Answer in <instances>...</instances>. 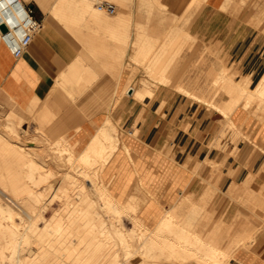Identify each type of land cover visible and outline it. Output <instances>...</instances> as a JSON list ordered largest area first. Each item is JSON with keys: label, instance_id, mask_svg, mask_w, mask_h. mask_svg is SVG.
I'll return each mask as SVG.
<instances>
[{"label": "crops", "instance_id": "1", "mask_svg": "<svg viewBox=\"0 0 264 264\" xmlns=\"http://www.w3.org/2000/svg\"><path fill=\"white\" fill-rule=\"evenodd\" d=\"M23 1L33 7V14L41 21V27L33 34L28 46L17 56L13 54L9 44L2 37L0 39V93L11 97L20 107H26V104H29L28 101L32 100L29 96L32 94L36 96H33V99L34 97L46 99L56 81L61 83L66 78L68 71L72 68L71 62L75 59L80 48L78 40L68 29L83 27L84 25L77 24L76 21L81 16L84 17L85 11L92 13L94 11L92 6H95L99 0H71L69 5H63L64 7H61L63 11L79 12L76 13L77 18L70 21V25L63 22L64 19H61L59 14L54 15L55 13H52L50 7L53 5V0H48L47 10L45 8L43 10L40 2H36L37 0ZM121 1L123 2V9L119 19H117L118 16L115 18L103 17L102 19L88 17L96 23L97 27L102 29L103 34L106 32L108 36L114 35L116 37L115 29H118L119 38L121 34L125 36L126 31L123 29L126 26L123 19L124 13L126 16V12H136L137 9L135 0L132 3H126V0ZM224 1L204 0L201 6L193 3L188 13L182 14L181 17L187 20V15H192L189 32L196 35L198 39L204 41L211 39V41L219 42L224 52L229 55L230 65L237 69L240 74L247 76L250 85H254L255 81L264 74V14L263 19L261 17L255 18L256 12L264 13V0H260L257 5H254L252 0H248L242 5L238 3L239 0H232L228 10L222 9L220 6ZM65 7L69 9L65 10ZM57 11L59 10L57 9ZM60 11L62 10L60 9ZM115 14L114 12L108 16ZM93 15L94 17L98 16ZM143 22V19L138 22L136 20L135 28L140 26L143 28L154 27L147 22L143 24ZM174 25L175 23L170 24V22L168 24L169 27ZM96 26L87 25V27ZM159 28L165 29L164 27ZM147 32L145 33L144 30L143 33L149 34ZM102 37L98 40L99 46H94V50L112 51V46L106 45V43L110 44L111 41ZM133 37L132 34L131 39ZM119 42L121 43V40ZM116 49L120 53L121 50L126 52L122 45ZM113 57L115 58L113 60L115 65L116 55ZM99 58L103 60L102 56ZM120 59L118 60L119 65H121ZM87 66L88 64L83 65V70L74 80L77 88H83L82 91L85 93L90 90L85 85L88 83L92 85L91 73L86 68ZM97 69L99 72L93 70L92 74L108 75L105 70ZM168 69L167 76L172 84L162 85L160 88L153 87L154 95L148 100L133 99L132 93H127L129 87H132L134 91L133 86L125 84L127 77L132 76L131 71H120L117 74L114 79L120 80L118 91L122 94L126 91L128 96L124 101L128 107V112L122 116V126L113 121L105 110L89 117L77 114L75 116L61 114L57 115L55 119L64 127L65 134L74 144L76 151L82 149L91 135L99 131L101 126L108 125V129L112 125L117 127L122 141L129 151L125 153L126 148L123 143H120L108 161L99 165L101 177L107 183L111 193L120 201H127L133 185L140 180L141 185L149 192V196L139 209V214L151 225H154L165 213L160 202L174 204L179 199H183V204L190 205L194 203L191 197L202 196L206 192L204 188H206L208 181L201 179V177H207L213 170L212 163H215V169L220 174L215 181L216 191L214 200L211 202L216 208L214 220L219 224L222 222V204L227 201L224 198V192L231 183H240L245 178L254 176L253 182L249 184L248 188L254 190L258 187H264V121H260L238 106L231 113V117L237 124L243 125L250 132V138L241 139L238 142V151L235 155L224 152L223 149L212 145L211 130L214 126L212 120L219 119V117H213L219 110L206 108L198 103L200 100L194 99L192 95L188 94L197 95L218 105L219 103L216 101L197 94L198 89L203 92L216 91V88L211 87L213 78L210 80V85L206 82L205 85L201 82L183 84L177 76L169 75ZM262 69L263 72L260 74L259 71ZM139 74L136 73L135 75ZM196 80L189 81L196 82ZM178 87L183 90L178 89ZM103 90L106 91V94L103 91L102 98L99 96L97 100L93 98L92 100L82 96L79 101L87 104L94 101L100 103L106 98L110 109H115L121 103V99H117L116 95L114 99L111 98V88L107 87ZM114 90L116 91V89ZM71 91L73 92V90ZM223 91L225 92V90ZM64 93L62 90L57 92L56 101L64 102L66 109L76 108L75 104L71 103L75 107L69 104L70 102ZM211 107L214 108L213 105ZM160 108L162 109L161 112L159 111ZM143 109L145 110L139 115ZM104 120L105 122L100 124ZM77 123L80 126L75 129L74 125ZM134 123H137L139 128V133L136 135L127 129ZM124 127L126 130L123 132ZM90 183L87 186L90 187ZM186 196L190 197V201L184 200ZM204 201L207 202V200ZM234 210L235 207L232 205L230 208L231 217ZM227 230L233 235L239 231L252 233L256 239L253 250L264 257V232L262 233L263 237L257 239V228H254L245 219H239L238 222L233 220L232 225ZM235 255L236 261L241 264H264V260L255 254L240 253L237 250Z\"/></svg>", "mask_w": 264, "mask_h": 264}, {"label": "bare ground", "instance_id": "2", "mask_svg": "<svg viewBox=\"0 0 264 264\" xmlns=\"http://www.w3.org/2000/svg\"><path fill=\"white\" fill-rule=\"evenodd\" d=\"M22 1L0 0V18L8 23L12 19L19 20L21 11L18 9V5H21ZM38 1L42 5L43 10L48 8V0H37L36 2ZM70 1L53 0V5L50 7V10L53 11L50 12L55 13L54 15L59 14L62 17L60 18L64 19L63 22L69 25L71 24L70 21L77 18L76 13L69 12L68 7L70 6L65 7V10L68 11H63L61 7H64ZM197 2L199 0H191L190 4ZM190 4L188 3V8L191 7ZM220 6L222 9H227L228 7L225 2L222 5L220 4ZM93 14L94 12L90 13L89 16L92 17L94 16ZM119 15L117 19L120 18ZM94 18L102 19L103 17L95 16ZM175 27L177 28L178 26ZM178 29L170 31V35H167L168 39L169 37L173 39L178 34L180 36L181 32V38L183 36L182 39H184V33L187 30L180 26ZM137 32L140 34L141 29ZM174 32L177 34L176 36ZM145 33L143 35L147 39ZM172 33L174 34L171 35ZM186 33H188L186 35L189 38L193 36L188 31ZM187 36L185 37L187 38ZM1 37L2 34L0 32V39ZM137 38L139 37L135 39L137 40ZM140 38L137 41H133V53L131 52L129 57L131 59L127 64L135 62L140 66L146 67L148 70L147 76L155 79L154 81L157 82L156 87L158 88L162 85L172 84V81L167 76V69L173 58L172 56L176 51H179L183 40L181 41L180 37H176V40L173 39L174 45L169 44L173 50H169V46L163 45L162 50L164 53L152 56L149 55V52L154 47L151 45L153 41H151L149 36L147 40L142 39L144 37ZM171 38L169 41L172 40ZM175 41L181 42H176L175 44ZM170 53L173 55L170 56ZM224 70L218 77H213V84L220 83L219 77L221 78L224 74ZM147 79L141 78L138 86L128 84L134 87V91L132 87H129L127 93H132L131 97L137 100L148 98L152 88L148 85ZM116 82L114 89L118 91L120 80L116 79ZM129 82L130 77H127L125 84L127 85ZM222 82L221 86L227 93V97L223 100V105H216L197 95L188 94L192 95L194 99L203 100L205 103L213 105L223 116L230 117L231 123H234L231 113L238 107L240 97L235 87L229 83L230 81L222 80ZM56 84H58L57 81L46 99L38 100L39 97L35 98L36 96L32 94L29 96L32 100L28 101L29 104H26L27 110H33V117H35L39 126L50 133H54L57 127L52 120L55 117L54 115H56L55 113L75 116L76 114L79 115V112L75 110L76 108L85 107V104H75L77 107L74 110L70 109V111L69 108L66 109L67 107H64V102H57L55 95L62 88L60 87L61 89H59ZM256 85V90L259 92L258 95L262 96L264 94V80L258 81ZM114 89L113 91H115ZM178 89L183 90L180 87ZM74 93H70L69 97H77ZM120 94L119 96L117 95L118 99H122L123 94ZM83 95H86L84 91ZM33 96H35L34 99ZM251 98V96L247 95L244 99L245 101H242L243 104L248 105L246 102L248 103ZM71 106L73 107L74 105L71 104ZM66 116L63 117L67 118ZM17 122L24 123L20 120H17ZM67 122L69 121L67 120ZM1 125L2 127L7 126L9 129H12L13 126H10L9 123L3 125L0 122V264H99L96 260L102 256L107 257V264H121L122 260L128 261L137 256L141 257L140 262L138 260L134 264H144L145 260H155L154 258H157L161 264H225L224 262L228 256L236 258L235 253L237 250L244 253V249L248 247L249 239H254L252 233H245V231H239L235 235L231 234L227 230L232 225L230 221L229 224L223 221L226 224L225 226L222 225L225 227L223 230L215 226L216 228H212L202 235V230L210 219L209 214L204 212V206L195 203L190 205L183 204V199H179L171 207H167L160 202L164 207L165 213L163 212V216H160L161 219L150 226L139 214V209L149 196V192L141 185L140 180L132 187L127 201H120L114 197L107 183L102 179L99 168L93 170L91 175L92 185L90 187L84 183L79 184L78 187L82 190L73 192L74 185L58 184L59 178L54 170L50 166L43 167V161L46 159L44 157L45 154L36 152V144L29 142L30 140L24 141L18 132L12 136V134L8 133L7 128L1 129ZM107 126H101L99 131L91 135L89 141L83 146L84 148L95 149L94 156L88 153L89 150L84 153L81 152L82 154H77L80 156L77 161L75 156L68 155V162L73 167H75L74 161L82 165L80 170L83 174H87L89 167L95 163H106L117 146L123 143L117 129L113 125L110 126V129ZM13 132H15V129ZM60 138L65 143L64 149L74 148V144L69 142L65 133ZM124 146L127 149H125L126 153L129 150L126 145ZM97 156L101 157V159H98ZM65 157L62 152L54 154V158L57 161L63 162ZM102 160L105 162H102ZM14 163L17 164L14 165ZM8 189L11 195L8 193ZM4 197H7L8 201L3 200ZM45 197L47 198L46 202H42V205L40 203L37 204V201L40 200L41 202ZM184 200L190 201V197H184ZM55 202L58 203L56 208L54 206ZM10 203L21 207L22 212L24 211L26 214V219L24 220L28 219L27 223H25L26 221L21 223L15 220ZM48 211H51L49 216H47ZM124 216L127 219L128 217L131 218L133 221V228L137 230L135 233L131 234L125 230L122 222V217ZM39 218L44 219L42 225L37 222ZM110 239L113 241L111 245H116L112 251H110L111 246H108ZM73 241L78 244L76 254L72 256L76 263H73L71 259L56 256L55 253H58L61 247L69 250V245ZM224 241L226 242V245L224 244L225 247L222 246ZM28 244L30 246H27ZM23 248H26L28 256L21 255ZM90 258H94V263L89 262Z\"/></svg>", "mask_w": 264, "mask_h": 264}, {"label": "rangeland", "instance_id": "3", "mask_svg": "<svg viewBox=\"0 0 264 264\" xmlns=\"http://www.w3.org/2000/svg\"><path fill=\"white\" fill-rule=\"evenodd\" d=\"M110 1L114 2L116 5V11H115L116 14L114 16H108L110 13H105V11L103 12V10L100 11L99 9L96 8V6H92L90 3V5L92 6L94 10L93 11L94 14L100 17L115 18L120 13H122V9H123L122 3L123 2L121 0H110ZM126 1H127L126 3L134 2V0H126ZM135 1H136V9H137L136 12H132V11L126 12L127 13L126 16L124 13L123 19L126 22V26L123 29H125L126 31L125 36L121 34V37L119 38L118 29H115L117 33L116 37H114V35L108 36L106 32H104L103 34L102 29L97 27L96 23L92 19H90V18H94V16L88 18L90 11H85L84 17L81 16L76 21L77 24L84 25L83 27L80 26V27L68 29L73 33L75 39L78 40L79 42L78 46L80 48H79V52L77 53L75 59L71 62L72 68L68 71L66 78L63 79L61 83L57 82L58 84H56V86H58L59 89L62 88L61 90L64 91L66 95L68 94L67 95L68 102L73 103V104H78V105L85 104V107L82 108L80 106L78 108L79 110L77 108L72 109V110L75 109L76 111H78L79 115L89 117V116H92L93 114H97L98 112L105 110L106 113H109V116L113 119V121L118 122L119 125L122 126V116L126 115L128 112V107L124 103V101L128 97L126 91L123 92L121 103L115 109L113 108L110 109V105L109 106L107 105L106 98L104 101H101L100 103H98L97 101H94V102H88L87 104L86 102L79 101V99L82 97L83 89L77 88L78 86L75 84L74 80L75 78H77L79 72L83 70L82 68L84 64L85 65L88 64L86 68L91 73L90 79H91L92 85L91 83H88L87 85H85L87 88H90V90L86 92L85 96L83 95V98L88 97L90 99L93 98L95 100H97L99 96L100 98H102L101 94L103 93V91H105L103 89H106L107 87L111 88L110 96L112 99H114L115 95L116 96L121 95L119 91H113V88L117 84L114 78L117 76V74L120 71L122 72V71L128 70L132 72V76H130V82L127 83V85L134 84L138 86L141 78H146V79L148 78L147 79L148 85H150L152 88L148 98L144 99V100H148L154 95L153 87L157 86V82L154 81L155 79H153V77L147 76L148 70L146 67L140 66L135 62H131L130 64H127V62L131 59L129 58L131 52L133 53V41L136 40L135 39L136 37H139V38L144 37L142 39H145V36L142 34V31L144 30L148 31L149 34H146L147 35L146 37L147 39H148V36L151 38V41L153 42H151L152 44L151 43L150 44L154 46L153 49L149 52V55H152V56L154 54L160 55L164 53V51L162 50L163 45H166L167 47L169 46V50H170L172 49L171 48L172 46L169 44L171 43L172 45H174L173 39L176 40V37L181 38L182 32L180 36L179 34L178 36H176L177 34L174 32L176 37L173 39L169 37V39L170 38L172 39L171 41H169L168 36L170 35L169 33L170 31L172 32V30L175 31L176 29L179 30L178 27L180 26V27H184L189 32V27L191 23L190 17L192 15H187V20H184L181 17V15L188 13V10L190 8V7L188 8V3L190 4L191 0H135ZM203 1L204 0H199V2H197L196 4H199L198 6H201ZM247 1L248 0H239L238 3L242 5L246 3ZM224 2H225V5L228 6L227 9L225 10H228L230 8L229 5L232 3V0H225ZM259 2L260 0H252V3L254 5L259 4ZM76 13H79V12H76ZM162 14H165L166 16L165 15L162 16ZM263 14H264L263 12H256L255 18L259 19L261 17V19H263ZM141 19L144 20L143 24H146L147 22V24L152 25L154 27L144 28V29L143 27L135 28L136 20L138 22ZM169 22L170 24L175 23V25L172 27H169L168 26ZM87 25L88 26L95 25L96 27H87ZM162 26L165 29L159 28V27L163 28ZM175 26H178V27L176 28ZM139 28L141 29L140 34L139 32H137V31H140ZM161 31H163L164 33H162ZM178 32L180 33V31ZM186 32L185 33L183 32L185 36H187L186 34H188ZM174 33H172L171 35H173ZM132 34L134 35V37L131 39ZM102 35L104 36L102 37ZM192 35L193 36L190 38L189 36H187V38L184 36V39H182L183 38L182 36V38L180 39L181 41L183 40L182 42L175 41V44L176 42L177 43L181 42V49L179 51H176L174 55L172 54L173 52L170 53V56L173 55L172 56L173 58L170 62L171 66L169 65L170 68L168 69L169 75L173 77L177 76L180 79V81H182L183 84L185 83L198 84L201 82L205 85V82H206L208 85H210L211 84L210 80L214 76L218 77L219 75H221L222 74L221 72L223 71V69H225L224 74L221 76V78L219 77L220 83H216V84L212 83L211 85L212 88H216V91L213 89L214 91L210 90L209 92L208 91L203 92L200 89H198L197 94L201 95L202 97L205 96V98L212 99L216 101L217 103H219V105H223V100L227 97V93L223 91L224 89L221 86L223 83L222 80L227 81V82L230 81L229 83L232 84L235 87L238 94H240L238 106L240 108L242 107L249 114L260 119V121H264L263 120L264 118V98L263 96L264 94L262 95V97L258 95L259 92L256 90L257 85L255 86V84L258 81L264 80V74L255 81L254 85H250V80L248 79V77L240 74V72L237 69L233 68L230 65L229 55L224 52V49L222 48L221 45H219V42L211 41V39H207L206 41H204L203 39H198L196 35L194 34ZM100 37L108 41H111L110 44L106 43V45L109 47L112 46L111 48L112 51L103 50L102 52L99 50H94V46L95 47L99 46L98 40L100 39ZM139 38H137V40ZM119 40H121V43L119 42ZM121 45L126 49V52L121 50V53H120V51L116 49L118 46H121ZM88 47H89V53H88ZM114 55H116L115 65L113 61L115 60V58L113 57ZM99 56H102L103 60L100 59ZM119 58H121L120 59L121 65L118 64ZM124 62H126V64H124ZM97 68L101 70H105V72L108 75L101 76L98 74L96 75L92 74L93 70L96 72H99ZM259 72L260 74H262L263 69ZM136 73H140V74L136 76L135 75ZM192 79H197V80L196 82L189 81ZM71 90L75 92L74 95H77V97L76 96L69 97L70 96L69 92H72ZM104 93L106 94V91ZM247 95L251 96L252 98L251 100L248 101V103L246 102V104L248 105H244L242 101H245L244 99L246 98ZM70 98H73V99H70ZM116 98L118 99V97ZM38 100L40 99L38 98ZM140 100H143V99H140ZM198 103L201 105H204L208 109L216 110L215 108L211 107L210 104L205 103L203 100ZM144 110L145 109H143L139 115H141ZM161 110L162 109H160L159 111L161 112ZM55 114L56 115H54L55 117L52 120L54 121L53 124L57 126L56 131L54 133H50L42 129L39 126L35 117H33L32 109L27 110V106L20 107L12 100L11 97L4 96L0 93V122L3 125L9 123L10 126L12 125L14 126V127L12 126V129H9L7 126L2 127L1 125V129L4 130V127L7 128L8 133L12 134V136H14L16 132H18L20 134L19 136L24 141L30 140L29 142H33L34 144H36L35 146L36 152L45 154L44 157L46 159L43 161V167L50 166V168L54 170V172L58 175V178H59L58 184L60 183L67 184V185L72 184L74 185L73 192H80L82 189L78 187V185L83 184V183L86 185H89L90 182H91L90 185H92L91 175L93 174V170L96 168H99V165H101L102 163L100 162L99 164L95 163L91 165L89 167V172L87 174H83L80 170L82 168V165L76 162L78 164L77 165L74 161L75 167H73V165L70 162H68L67 157L70 154L73 157L75 156V160L77 161L80 158V156H78L77 154H82L85 151L89 150L88 153L91 156H94L93 154H94L95 149L84 148V147H82V150L80 149L78 151H76V148L75 149L74 148L64 149L65 143L63 140H61L60 136L63 133H65V130H64V127L61 126L55 119L57 115L59 114L58 113H55ZM213 117L214 118L219 117V119L212 120L213 121L212 124L214 125L211 130V134L213 136L212 145L223 149L224 152L228 154L235 155L236 152L238 151V142L241 139L250 138V132H248L246 128H244L243 125L237 124L233 119L232 120L234 123H231L230 117L228 118V117L223 116L219 111L218 113L214 114ZM17 120H20L24 123H19L17 122ZM104 122L105 120L100 124H103ZM78 126H80V124L77 123L74 125V128L78 129ZM14 129H15V132H13ZM115 129H117L116 126H115ZM127 129H129L131 133L134 135L139 133V128L137 126V123L132 124ZM124 130H126L125 127L123 129V132ZM68 140L70 142L69 138ZM57 152L58 153L62 152L63 155L66 156L64 158L65 161L63 162L57 161L56 158H54V154L55 153L57 154ZM97 158L101 159V157L99 156H97ZM102 162H105V161L102 160ZM16 164L17 163H14V165ZM215 166L216 164L212 163L213 170L209 173V175H207V177H203V178L201 177V179L208 181L206 188H204V191L206 190V192L200 197L199 196L198 197L195 196L193 198L191 197L194 203L198 205L200 204L204 205L206 208L204 212H207L210 216V219L208 220L209 225L207 223L206 226H204V229L202 230V235L208 232V230H211L212 228H216V227H219L220 229L222 228L223 230L225 227H223L222 225L225 226L226 224H229L233 220L235 222L236 221L238 222L239 219H245L250 224H252L254 228H257V232H258L257 239L261 238L262 233L264 232V187H258L257 189H254V190H252L251 188L250 189L248 188L249 184L253 182L254 176L247 177L240 183H231L229 188L226 189V191L224 192V198H226L227 201L222 204V209H221L222 210V222L224 221L226 224H224V222L223 223L220 222L219 224L215 225L216 222L214 220V215L216 212V208H215L214 203L211 201L214 200V195L216 191V187H214V185H215V181L218 179V176L220 174L215 169ZM100 173H101V170H100ZM64 175L66 176L63 178ZM199 176L200 175L198 174V177ZM9 189H8V193L11 195V192ZM46 199L47 198L45 197L42 199L41 202L40 200L37 201V204L40 203V205H42L43 204L42 202L44 201L46 202ZM3 200L8 201V198L4 197ZM204 200H207V202ZM164 205L167 207H171L173 204L164 203ZM232 205L235 207V210L233 211V216L231 218L230 208L232 207ZM54 206L56 208L58 206V203L55 202ZM10 208H12L11 210L13 211V217L16 218L15 219L16 221L21 222V223L25 221H26L25 223L28 222V219L24 220L26 219V214L24 211L22 212V209L19 205L10 203ZM50 214H51V211H48L47 216H49ZM122 219H123L122 222L125 226V230L128 233L133 234L137 231L135 228H133V224H132L133 221L131 220V218L128 217L127 219V217L124 216L122 217ZM37 222L40 225H42L44 223V219L42 220V218H39ZM149 225L152 226L151 224ZM111 242L113 241L111 240L108 242V246H111L110 251H112L116 246V245H111ZM255 242H256V239L250 238L247 243L248 247L247 249H244V251L251 255L255 254L256 256L264 260V257H262L260 254H258V252L253 250ZM225 243L226 242L224 241L222 245L223 247H225L226 245ZM27 246H30V244H28ZM27 246L26 248H28ZM77 247H78L77 242L73 241V243L69 245V250L68 249L65 250L64 247H61L60 248L61 250L60 249L59 251L56 250L58 251V253L56 252L55 254L56 256L60 258L61 257L65 259L68 258L69 260L71 259L73 263L74 262L76 263V260L73 259L72 256L76 254ZM26 248L22 249L24 252L22 251L21 255L28 256V252L26 251ZM240 253L242 252L240 251ZM140 259L141 257H138V256L133 257L128 261L122 260L121 264L122 263L123 264H134V263H137L138 260L140 262ZM154 259L155 260L147 259V261L146 260L144 261V264L146 263L147 264H161V262L157 258H154ZM94 261H95L94 258L89 259V262L91 263L92 262L94 263ZM96 261L99 264H107L108 259L106 256H102ZM224 263L225 264H241L236 261L235 257H231V256H228ZM2 264H6V263H2Z\"/></svg>", "mask_w": 264, "mask_h": 264}, {"label": "built area", "instance_id": "4", "mask_svg": "<svg viewBox=\"0 0 264 264\" xmlns=\"http://www.w3.org/2000/svg\"><path fill=\"white\" fill-rule=\"evenodd\" d=\"M95 6L110 14L116 11L115 3L107 0H99ZM18 9L21 11L19 20L12 19L8 23L0 18V23H4L7 27L5 32L0 30L2 39L9 44L15 56L22 53L30 43L33 34L41 27V21L34 16L33 7L30 4L22 1Z\"/></svg>", "mask_w": 264, "mask_h": 264}, {"label": "water", "instance_id": "5", "mask_svg": "<svg viewBox=\"0 0 264 264\" xmlns=\"http://www.w3.org/2000/svg\"><path fill=\"white\" fill-rule=\"evenodd\" d=\"M0 30L2 32H5L7 30V27H6V25L4 23H0Z\"/></svg>", "mask_w": 264, "mask_h": 264}]
</instances>
